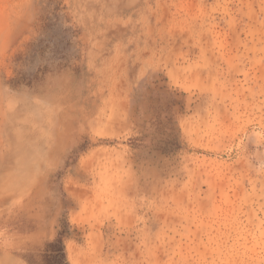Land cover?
Returning a JSON list of instances; mask_svg holds the SVG:
<instances>
[{
    "label": "rangeland",
    "instance_id": "rangeland-1",
    "mask_svg": "<svg viewBox=\"0 0 264 264\" xmlns=\"http://www.w3.org/2000/svg\"><path fill=\"white\" fill-rule=\"evenodd\" d=\"M264 264V0H0V264Z\"/></svg>",
    "mask_w": 264,
    "mask_h": 264
},
{
    "label": "trees",
    "instance_id": "trees-1",
    "mask_svg": "<svg viewBox=\"0 0 264 264\" xmlns=\"http://www.w3.org/2000/svg\"><path fill=\"white\" fill-rule=\"evenodd\" d=\"M64 232L61 231L56 239L47 243L44 255L47 264H70L66 254Z\"/></svg>",
    "mask_w": 264,
    "mask_h": 264
}]
</instances>
